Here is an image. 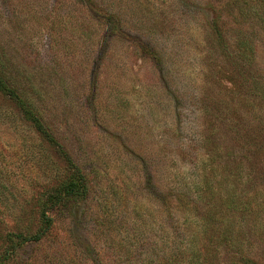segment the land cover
Segmentation results:
<instances>
[{"label": "rangeland", "instance_id": "1", "mask_svg": "<svg viewBox=\"0 0 264 264\" xmlns=\"http://www.w3.org/2000/svg\"><path fill=\"white\" fill-rule=\"evenodd\" d=\"M253 4L0 0V77L90 188L1 264H164L166 245L197 233L198 215L220 204L223 181L246 207L212 212L264 258V101L254 93L264 84V27L247 14ZM67 172L0 88V255L9 232L39 228L37 199ZM219 252L215 264L235 259Z\"/></svg>", "mask_w": 264, "mask_h": 264}, {"label": "trees", "instance_id": "2", "mask_svg": "<svg viewBox=\"0 0 264 264\" xmlns=\"http://www.w3.org/2000/svg\"><path fill=\"white\" fill-rule=\"evenodd\" d=\"M246 10L247 14H253L257 16V18L259 17V20L262 21L264 27V0H260L259 7H257L256 4L248 5ZM240 45L242 47L241 55L243 59L246 62H250L251 59L254 58V48L252 44L247 39H242ZM260 83L255 86L254 93L259 99L264 101V84ZM0 88H2L6 94L18 100L24 113L32 123H34L42 138L57 147L59 154H61L66 160L68 171L58 184L53 187L50 186L49 189L44 193H41L40 197H38L37 212L40 221L39 228L31 233L9 232L7 234V244L3 253L0 255L1 264L6 259L11 258L14 253L28 241L41 240L54 224L55 214L66 210L68 207H71L73 202H77L84 198L88 195L90 188L87 175L81 167L74 162L69 152L58 140H56V137L48 131L41 121V118L25 104L14 89L9 87L1 77ZM240 171L239 175L237 174L238 177H241ZM238 177L236 180H239ZM207 183L208 182L206 181V191L209 187ZM223 184L224 181L221 183L220 189L222 195L219 196L218 191L213 195V197L216 195L219 196L221 200L220 204L214 205V200L210 197L213 200V204H208L207 207L209 209L201 213V215H198V226L197 230H195L197 233L183 236L180 242L176 241L173 244L174 246H167L169 244L166 245V249H164L162 256V258H165L166 260L164 264H171L176 261L181 264H215L213 259L220 254L219 249L221 247L233 253L231 257H234L235 259L231 261V264H264V258L256 256L257 258L255 259V257L253 258L249 255L252 246L249 245L251 244L249 241H246L245 233L241 230L240 226L234 228L232 224L224 221L221 211L217 210V212H212V206L215 208H223V210L226 208L227 210L233 209L230 207L235 206V204L238 208L246 207L244 206L245 201L242 198L239 200L237 192L227 190L225 194V187ZM218 185L220 186V182ZM178 200L180 206L184 205L181 203L182 201L180 199ZM186 204L190 208H194V206L189 205L188 203ZM260 228H264V225L260 224ZM172 237L174 236L170 235V238ZM200 237L204 238L203 246L198 242V238ZM150 264H157V262L153 260ZM216 264L224 263L217 262Z\"/></svg>", "mask_w": 264, "mask_h": 264}]
</instances>
